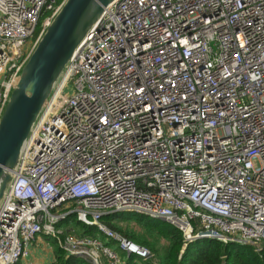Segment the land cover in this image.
Returning <instances> with one entry per match:
<instances>
[{
    "label": "built area",
    "instance_id": "obj_1",
    "mask_svg": "<svg viewBox=\"0 0 264 264\" xmlns=\"http://www.w3.org/2000/svg\"><path fill=\"white\" fill-rule=\"evenodd\" d=\"M65 2L0 0V119ZM59 78L0 200V264L39 236L91 264L150 259L100 222L117 212L174 226L183 249L264 251V0H112ZM70 214L103 238L57 228Z\"/></svg>",
    "mask_w": 264,
    "mask_h": 264
},
{
    "label": "water",
    "instance_id": "obj_2",
    "mask_svg": "<svg viewBox=\"0 0 264 264\" xmlns=\"http://www.w3.org/2000/svg\"><path fill=\"white\" fill-rule=\"evenodd\" d=\"M112 0H66L22 69L0 119V200L22 146L88 28ZM183 252V251H182Z\"/></svg>",
    "mask_w": 264,
    "mask_h": 264
},
{
    "label": "trees",
    "instance_id": "obj_3",
    "mask_svg": "<svg viewBox=\"0 0 264 264\" xmlns=\"http://www.w3.org/2000/svg\"><path fill=\"white\" fill-rule=\"evenodd\" d=\"M100 222L109 230L155 253L157 264H264V251L257 253L250 245L224 244L212 239L195 240L181 254L182 235L178 229L168 223L136 213H109L103 216ZM132 222L157 237L163 238L168 245L161 250L156 247L155 243L147 241L144 237L136 236L130 231L123 230L119 225L120 223L129 224ZM57 228L64 229V231L69 228L73 229L79 236L103 238L95 226H88L80 222L74 214L68 215L64 221L57 225ZM46 239L53 249L54 263L52 264H91L81 257L66 256L54 239L50 237H46ZM124 264H152V262L151 259L143 260L131 255L125 259Z\"/></svg>",
    "mask_w": 264,
    "mask_h": 264
},
{
    "label": "rangeland",
    "instance_id": "obj_4",
    "mask_svg": "<svg viewBox=\"0 0 264 264\" xmlns=\"http://www.w3.org/2000/svg\"><path fill=\"white\" fill-rule=\"evenodd\" d=\"M59 80H60V78L57 80V82H59ZM52 92H53V90L51 91L50 94H52ZM7 187H8V185L6 186V189H7ZM119 225L122 227L123 230L130 231L136 236L144 237V238L147 239V241H149L151 243H155L156 247L160 248L161 250H163L168 245L166 240H164L163 238H159L156 235L148 232L147 230H145L142 227L138 226L134 222L129 223V224L120 223ZM66 231L68 233H75L77 235V233L73 229L69 228ZM42 248H43V250L36 251V252H34V254H32V256L29 259V264H52V263H54V254H53L52 246H49L48 244L44 243V246ZM185 249L186 248L183 249V243H182L181 254L184 252ZM118 254L121 257L124 256V254L121 253L120 251H118ZM150 259H151L152 264H157L158 263L157 256L155 255V253H152V257Z\"/></svg>",
    "mask_w": 264,
    "mask_h": 264
},
{
    "label": "crops",
    "instance_id": "obj_5",
    "mask_svg": "<svg viewBox=\"0 0 264 264\" xmlns=\"http://www.w3.org/2000/svg\"><path fill=\"white\" fill-rule=\"evenodd\" d=\"M44 243H46L49 246H51L50 243L48 242V240L46 239V237H44V236L37 237L36 241L34 242V244L31 247L29 256L26 257L25 259L21 260L19 264H29V259L32 256V254H34V252H36V251L43 250L42 247L44 246Z\"/></svg>",
    "mask_w": 264,
    "mask_h": 264
},
{
    "label": "bare ground",
    "instance_id": "obj_6",
    "mask_svg": "<svg viewBox=\"0 0 264 264\" xmlns=\"http://www.w3.org/2000/svg\"><path fill=\"white\" fill-rule=\"evenodd\" d=\"M4 183V176H2V178H0V188H1V185ZM1 190V189H0Z\"/></svg>",
    "mask_w": 264,
    "mask_h": 264
}]
</instances>
